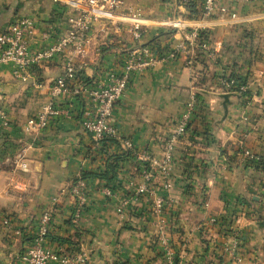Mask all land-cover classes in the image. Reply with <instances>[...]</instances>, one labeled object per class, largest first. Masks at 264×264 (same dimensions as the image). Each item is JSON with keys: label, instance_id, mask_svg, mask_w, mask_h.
<instances>
[{"label": "crops", "instance_id": "crops-1", "mask_svg": "<svg viewBox=\"0 0 264 264\" xmlns=\"http://www.w3.org/2000/svg\"><path fill=\"white\" fill-rule=\"evenodd\" d=\"M187 2L129 0L148 24L144 41H157L163 59L133 75L111 120L134 148L158 158L188 94L195 91L198 103L190 127L175 145L171 187L165 188L159 175L151 181L155 198L165 201L177 263L264 264V0H216L212 13L194 19L184 16ZM72 10L66 0H0V29L21 17L33 18L30 48L35 50L68 28ZM179 15L176 28L165 25ZM128 26L123 22L118 30L107 25L88 32L86 52L76 57L87 78H103L119 65L121 46L130 40ZM190 29L197 37L183 42L176 58H166ZM64 59L33 67L26 80L15 76L10 65H0V96L10 119L0 129V264H21L17 257L53 196L58 199L48 240L54 248L84 254L86 264H164L155 249L153 198L136 193L140 164L128 152L117 161L114 181L94 175L110 155L124 152L105 146L108 154H94L78 122L80 99L67 95L63 104L74 110L72 115L51 120L41 133L22 129L49 99L50 81L62 73ZM231 72L246 76L245 94L219 86L218 76ZM223 93L231 101L226 113ZM245 151L260 160L252 162ZM81 173L91 180L89 202L74 224L68 183ZM105 186L112 197L102 193ZM120 200L128 203L127 220L116 211ZM233 234L239 237V263L221 248Z\"/></svg>", "mask_w": 264, "mask_h": 264}, {"label": "built area", "instance_id": "built-area-1", "mask_svg": "<svg viewBox=\"0 0 264 264\" xmlns=\"http://www.w3.org/2000/svg\"><path fill=\"white\" fill-rule=\"evenodd\" d=\"M66 1L73 9V13L68 18L69 26L54 42L48 45L35 50L30 48V42L36 30L35 20L31 17H21L11 22L8 27L0 29V65H10L14 75L22 80L31 77L33 67L65 56L62 73L50 81L49 99L40 106L22 129L27 133H41L51 120L72 115L74 110L63 104L67 95L70 94L76 99H80L81 108L77 110L78 122L82 130L91 138L94 154H100L102 157V155L108 154L105 146L109 150L118 147L117 152H131L140 164L141 182L136 186V193L153 198L150 213L155 220L157 251L164 264H178L176 248L172 243L167 219L164 215L165 201L158 197L155 198V190L151 186V181L159 175L163 181L162 185L165 188L171 187L169 176L174 163L175 145L190 127L198 103L197 94L195 91L188 94L182 111L175 118L172 131L165 139L160 157L151 156L144 149L134 148L132 141L123 137L117 125L112 122L111 114L133 75L141 73L148 66L163 59L161 54L157 53L154 45L144 41L148 26L146 19L140 15L137 9L129 6V0ZM177 1L178 4H183L190 0ZM196 1L200 5L203 16L209 15L215 9L216 0ZM180 19H182L180 15L167 18L165 25L176 28ZM123 22L129 25L130 40L121 46L122 58L119 65L115 69L107 71L103 78H87L82 72L81 65L77 63L76 57L83 56L86 52L88 32L96 27L104 30L107 25H113L118 30L119 24ZM196 37L195 29L185 32L184 38L172 44L165 57L176 58L184 48L183 42L191 41ZM221 75L224 76L219 78V84L224 91L241 93L246 90V84L239 85L237 90H233L235 79L228 78L229 74L227 73ZM32 82L36 87L41 86L40 82L35 80ZM9 124V115L0 96V129H6ZM107 139H112L113 143ZM245 154L251 161L260 160L257 155H252L248 151H245ZM19 165L26 167V163L23 161H20ZM90 181L89 178L78 175L68 183V191L73 197L71 217L74 224L80 223L88 205ZM102 193L109 197L113 196V191L109 186L103 187ZM57 199V196L52 197L51 204L44 209L38 220L35 235L29 245L18 255L17 259L21 264H50L52 262L68 264L71 260L86 264L84 254L68 253L61 247L54 248L49 244L48 231ZM127 204L126 200H120L116 207L117 213L124 220L128 219ZM14 233L19 234L20 230L15 229ZM238 245L239 237L233 234L221 247L223 253L235 263L240 262V257L237 254Z\"/></svg>", "mask_w": 264, "mask_h": 264}, {"label": "trees", "instance_id": "trees-1", "mask_svg": "<svg viewBox=\"0 0 264 264\" xmlns=\"http://www.w3.org/2000/svg\"><path fill=\"white\" fill-rule=\"evenodd\" d=\"M186 7V13H185V17L188 19H194V18H199L201 17L202 13L201 10L198 8L197 4L194 1H188L185 4ZM154 39H152V44L156 47L158 52H161L159 44L157 43V41H153ZM224 75H219L218 78L223 77ZM245 77V78H244ZM228 78H233L235 79L236 83H234V87L233 90H237L239 85L242 84H246V76H241L238 74H234V73H229ZM219 86L221 87V85L219 84ZM241 94H245V91L241 92ZM107 141H111L113 143L112 139H107ZM128 152H124L122 154H112L110 155L109 158H107V162L105 163L104 169L100 170L99 173H94V175L99 176L101 178H104L106 181H114L115 179V175H116V170L118 169V164L117 161L120 160L123 156L128 155ZM252 162H257V161H252ZM82 177H85V175H89L87 173H81L80 174ZM157 251V247L155 248ZM158 252V251H157ZM159 254V253H158Z\"/></svg>", "mask_w": 264, "mask_h": 264}, {"label": "water", "instance_id": "water-1", "mask_svg": "<svg viewBox=\"0 0 264 264\" xmlns=\"http://www.w3.org/2000/svg\"><path fill=\"white\" fill-rule=\"evenodd\" d=\"M220 97L222 98L221 106L224 109V112L226 113L228 106L231 104V101L228 100L229 94L223 93L220 94Z\"/></svg>", "mask_w": 264, "mask_h": 264}]
</instances>
